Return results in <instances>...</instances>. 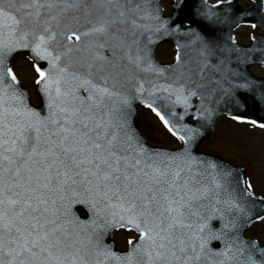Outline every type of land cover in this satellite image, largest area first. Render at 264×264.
Wrapping results in <instances>:
<instances>
[{"label": "snow or ice", "instance_id": "1", "mask_svg": "<svg viewBox=\"0 0 264 264\" xmlns=\"http://www.w3.org/2000/svg\"><path fill=\"white\" fill-rule=\"evenodd\" d=\"M161 31L168 28L151 0H0V264H264V249L233 235L239 225L225 222L219 207L247 216L239 196L220 200L232 174L198 162L192 137L178 135L142 99L139 73L162 72L148 56ZM83 38L91 41L81 46ZM19 49L36 61L42 111L8 67ZM173 84H153L148 96L166 92L187 106L195 92L179 78ZM132 99L184 142L181 151L161 152L138 138L128 119ZM250 189L244 184L240 194L251 197ZM74 205L91 213L87 221L75 217ZM114 227L138 233L123 254L101 243L100 233Z\"/></svg>", "mask_w": 264, "mask_h": 264}, {"label": "water", "instance_id": "2", "mask_svg": "<svg viewBox=\"0 0 264 264\" xmlns=\"http://www.w3.org/2000/svg\"><path fill=\"white\" fill-rule=\"evenodd\" d=\"M154 2L155 3L152 4L151 9L153 10L154 15H159L160 11L158 8V3L156 0ZM258 4H260V6H258ZM261 6L264 15V6L262 0L261 2L260 0H255V4L253 6L254 9L247 12L246 20L252 22L255 26H264V16L260 12ZM157 9L158 11H156ZM256 10L260 12V15L258 17H256L257 15ZM198 19H200V17H198ZM179 22L180 20L174 18L170 22V25L173 26L176 23L179 24ZM197 22H200L199 30L201 32L208 33L210 31L211 28L208 25H206L204 22H202L201 20L196 21V23ZM73 23L75 22L73 21ZM83 25H84V19L81 18L80 28H79L81 32L83 29ZM172 38L175 39L176 41L178 40V38H176L175 36H173ZM83 45L84 44L82 41L81 46ZM258 48L262 55L259 58L257 56L258 60H256L251 55H254ZM14 54L15 53H13L12 55ZM29 55L32 56L31 52ZM79 56H80L79 53H74L71 56V59H79ZM246 57H247L246 63L245 65L242 66L241 80L232 76L230 77L229 80L226 81L227 84L225 87L218 85L219 88H217L214 93L209 89V87H206L201 83H194L192 87V92H195L196 95H199L198 101L196 103H192L190 101L191 96H189L188 98L187 106L182 103H173L172 101L175 99V97L172 96L171 98H169L168 93L162 91L157 92L153 96L149 97L148 92L152 90L153 84L157 86L163 85L162 78L157 73H150L148 75L149 79H154V80L152 82H148V85L145 86L147 93L144 95L146 97L142 96V99H145L148 102H154L153 106L156 107L161 112V114L164 115L165 118L170 121L172 126L177 130L178 135L187 134L192 137L191 141L188 143V149L192 157H194L198 162H204L205 165L210 163L220 164L223 166V169L226 172L232 174L231 186L227 187V190L224 189L220 190V200L222 202L226 201L229 198L228 197L229 192H232L233 195L239 196L240 204L244 209V212L247 213V216L242 214H237L235 210L231 212L227 211V208L223 203L219 207L225 209L224 210L225 222H227V220L229 219H235V222L239 225V227L232 234L239 236L241 239L245 241L254 242L252 240L245 239L243 236V232L252 224V222L258 220L257 217H259L260 219L261 217L264 216V202L261 199L255 197L252 193H251L252 194L251 197L240 194V189L244 188V183H241L239 185V188H237L235 181L237 179L243 180L242 169L233 168L229 166L227 163H224L223 161L216 159L215 157L197 151V145L211 133L212 124L215 118L220 114L239 115L240 113L243 114L246 113L247 108L249 107L248 103L246 102L248 98L251 99L252 102L251 115L264 122V77L255 79L251 76V74L248 71L249 66L256 61H260L264 66V34L260 36H254L252 46L247 48ZM149 60L157 68L161 69L162 71L165 70L164 67H160L155 62L152 53H151V58ZM47 68H48V63L47 61H45V65L43 69L47 70ZM19 87L22 91H24L27 94L28 102L31 106H33L30 101L29 92L26 89L22 88L20 85ZM133 89L134 86L130 87L129 89H126V91L129 92L130 96L134 95V92H131V90ZM36 93H38L41 99V105L40 107L37 106H33V107L36 108L38 111H42L43 98L38 91V87L36 89ZM226 93H230V94H226ZM185 94L187 95V92ZM138 103H141L140 100L138 99L131 100V107L128 109V119L131 128L137 133L138 138L146 143L145 139L142 137L135 124L134 107ZM240 103L242 104L241 106ZM175 106L179 108L181 107L185 112L183 118L182 119L180 118L181 120L179 118L172 117L168 112V111H172V107L175 108ZM189 114L194 118L193 124L185 123V117ZM182 143L184 146V142ZM183 146L180 149L174 151H167L159 147H152V148L161 152L171 153V152L181 151L183 149ZM200 170L203 171L204 169L201 168ZM210 180L211 177L205 174L204 181L210 183ZM82 209L85 211V213L81 211ZM73 213L75 217L81 221H87L89 216L91 215V213L88 212V210L83 205H74ZM220 226H221V221L216 220L214 222V227L219 228ZM114 228L108 229L107 232L102 231L100 233L101 243L111 247V249H112V244L111 242L108 241V238ZM255 244L257 247L264 249L260 247L256 242ZM212 246L215 248H219L221 245L219 244V242L214 241Z\"/></svg>", "mask_w": 264, "mask_h": 264}, {"label": "rangeland", "instance_id": "3", "mask_svg": "<svg viewBox=\"0 0 264 264\" xmlns=\"http://www.w3.org/2000/svg\"><path fill=\"white\" fill-rule=\"evenodd\" d=\"M249 34V28H241L239 30L241 41L248 40ZM163 51H165L164 48ZM12 65L16 70L18 79L31 91L32 99L36 102V96L33 92L34 74L31 72L32 67L31 64H29V60H26L24 56L18 54V56L13 59ZM253 70L256 74H261L262 72L261 68L258 66L254 67ZM140 120L143 123L144 131H146L150 143L159 144L168 148L178 146V143L173 137L156 124L150 111L144 110L140 115ZM200 147L224 159L243 165L246 168L247 184L251 185V189L256 194L259 193V195L264 197L263 128L250 124L245 120L221 117L216 121L212 134L202 142ZM119 235L120 233H117L116 237H119ZM247 235L256 239L264 246V218L254 223L252 227L247 230ZM124 236L125 234L118 238L117 242L119 246H125ZM128 236L135 238L136 234L129 233Z\"/></svg>", "mask_w": 264, "mask_h": 264}, {"label": "flooded vegetation", "instance_id": "4", "mask_svg": "<svg viewBox=\"0 0 264 264\" xmlns=\"http://www.w3.org/2000/svg\"><path fill=\"white\" fill-rule=\"evenodd\" d=\"M219 1H221V0H219ZM161 3H162V5L165 8V13H167V11H169V9L171 8L172 1L171 0H161ZM242 6L244 8H246V3L244 2V4ZM242 27L245 28L244 25H242V26H239L237 29H235L234 35H235V38H236V40L238 42H240V43H246V40L245 41H241L240 36H239V30ZM165 47H167L166 48V55L164 56V59L163 60H164V62H168V61H170L172 59V56H173V54H172V48L170 46H168V45H166ZM169 49L171 50V53H170Z\"/></svg>", "mask_w": 264, "mask_h": 264}]
</instances>
